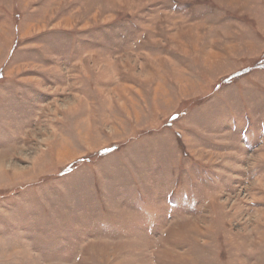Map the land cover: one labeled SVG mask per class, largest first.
Returning a JSON list of instances; mask_svg holds the SVG:
<instances>
[{
  "label": "rangeland",
  "instance_id": "obj_1",
  "mask_svg": "<svg viewBox=\"0 0 264 264\" xmlns=\"http://www.w3.org/2000/svg\"><path fill=\"white\" fill-rule=\"evenodd\" d=\"M0 264H264V0H0Z\"/></svg>",
  "mask_w": 264,
  "mask_h": 264
}]
</instances>
